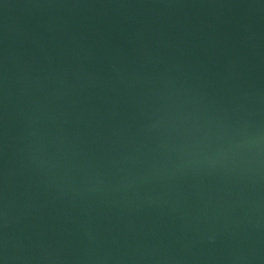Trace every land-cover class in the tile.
<instances>
[{
    "label": "water",
    "instance_id": "95a60500",
    "mask_svg": "<svg viewBox=\"0 0 264 264\" xmlns=\"http://www.w3.org/2000/svg\"><path fill=\"white\" fill-rule=\"evenodd\" d=\"M0 264H264V0H0Z\"/></svg>",
    "mask_w": 264,
    "mask_h": 264
}]
</instances>
